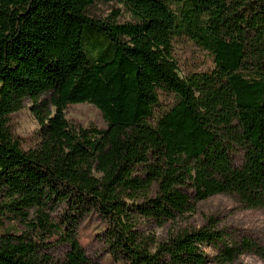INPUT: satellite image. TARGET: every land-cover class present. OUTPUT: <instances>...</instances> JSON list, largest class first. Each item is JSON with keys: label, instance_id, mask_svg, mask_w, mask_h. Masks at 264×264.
<instances>
[{"label": "trees", "instance_id": "obj_1", "mask_svg": "<svg viewBox=\"0 0 264 264\" xmlns=\"http://www.w3.org/2000/svg\"><path fill=\"white\" fill-rule=\"evenodd\" d=\"M181 40L211 64L182 76ZM26 102L29 149L10 127ZM87 102L105 128L68 120ZM219 194L264 208V0H0V264H99L80 234L91 217L123 264H210L226 230L187 218ZM249 253L264 261V241L212 260Z\"/></svg>", "mask_w": 264, "mask_h": 264}, {"label": "rangeland", "instance_id": "obj_2", "mask_svg": "<svg viewBox=\"0 0 264 264\" xmlns=\"http://www.w3.org/2000/svg\"><path fill=\"white\" fill-rule=\"evenodd\" d=\"M116 10L120 12L118 16L120 21L131 19L132 14L122 3L97 2L92 6V13L101 17H108ZM175 50L181 63L182 76L197 67L202 70L211 64L210 56L188 40L177 42ZM66 114L68 120L83 127L95 126L102 129L107 125L101 111L88 102L69 106ZM10 127L14 135L22 142L23 149H29L36 144L39 125L32 113L30 102H26L22 110L11 114ZM209 218L218 222L227 234L226 242H219L205 248L211 258L210 264H219L213 261L212 257L225 243L234 244L242 237H249L259 242L264 241V208H245L233 197L219 194L200 201L196 210L189 214L187 219L189 223L200 226ZM103 231L104 224L97 217L88 218L83 223L80 234L88 255L99 264H123L113 259L105 250L101 239ZM155 231L161 235L166 229L156 228ZM234 264H264V261L249 253L242 255Z\"/></svg>", "mask_w": 264, "mask_h": 264}]
</instances>
